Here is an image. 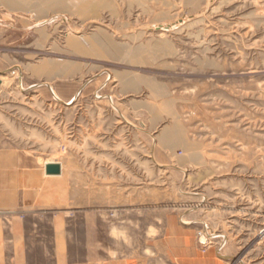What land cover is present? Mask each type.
<instances>
[{
    "label": "rangeland",
    "instance_id": "1",
    "mask_svg": "<svg viewBox=\"0 0 264 264\" xmlns=\"http://www.w3.org/2000/svg\"><path fill=\"white\" fill-rule=\"evenodd\" d=\"M72 3L0 0V173L37 191V260L56 224L59 264H264V0ZM99 30L122 51L69 45Z\"/></svg>",
    "mask_w": 264,
    "mask_h": 264
},
{
    "label": "crops",
    "instance_id": "2",
    "mask_svg": "<svg viewBox=\"0 0 264 264\" xmlns=\"http://www.w3.org/2000/svg\"><path fill=\"white\" fill-rule=\"evenodd\" d=\"M63 70L65 71L66 68ZM21 181L24 180H20L19 188L12 192L10 171L0 173V264H42L35 256L36 243L32 241V239H36L41 229L36 222H30L28 217L41 216L40 213L32 209L37 206L38 201L35 196L37 191L30 190L34 194L32 198H28L27 190L20 191V187L23 185H21ZM57 230L55 224V251L53 253V249H51L46 252V255L50 256V264H53V257L55 258L54 264H59ZM30 231L31 233L28 234Z\"/></svg>",
    "mask_w": 264,
    "mask_h": 264
},
{
    "label": "bare ground",
    "instance_id": "3",
    "mask_svg": "<svg viewBox=\"0 0 264 264\" xmlns=\"http://www.w3.org/2000/svg\"><path fill=\"white\" fill-rule=\"evenodd\" d=\"M39 1L40 3L38 2V0H2V2L6 6L14 10H19V9L26 10L27 8L32 9L39 5H45L46 7L55 8V9H58L60 7V10L64 8L66 9L68 8V5H65V0H39ZM73 2L74 3L72 4H75L77 6L81 15H86L87 12L89 15L95 12L96 7L104 4V3L99 5L97 4L102 2V0L93 1L92 3L89 4L87 2L84 3L85 2L84 0H73ZM69 45L77 52H84L88 48L92 51V54H97V55H101V53L104 52V50H112L114 52H119V53L122 51L121 47L116 45L114 41L110 38V36L103 30H99V32L96 35L92 36L91 38H87L83 41L80 40L79 38L72 37L69 40ZM154 46L156 47V49H158L159 52L161 53L166 52L165 40H160ZM158 51L157 50L154 51L153 54L154 55L157 54ZM136 54L137 57L141 58L139 54V50H137ZM0 79H2V76L0 77ZM160 140L161 141L164 140L170 145H174L180 142V139L176 135H174V133L171 131H166L164 134H162L160 136ZM61 170H62V165H61ZM51 175H59V174H51Z\"/></svg>",
    "mask_w": 264,
    "mask_h": 264
},
{
    "label": "water",
    "instance_id": "4",
    "mask_svg": "<svg viewBox=\"0 0 264 264\" xmlns=\"http://www.w3.org/2000/svg\"><path fill=\"white\" fill-rule=\"evenodd\" d=\"M1 83V81H0ZM61 164L57 162L53 163H48L46 165V173L51 175V174H60L61 173Z\"/></svg>",
    "mask_w": 264,
    "mask_h": 264
}]
</instances>
